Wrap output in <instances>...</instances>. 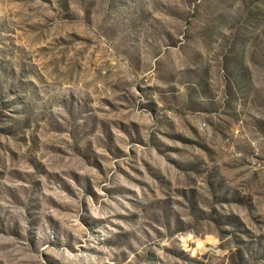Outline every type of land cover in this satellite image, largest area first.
Segmentation results:
<instances>
[{"label":"rangeland","instance_id":"374dc122","mask_svg":"<svg viewBox=\"0 0 264 264\" xmlns=\"http://www.w3.org/2000/svg\"><path fill=\"white\" fill-rule=\"evenodd\" d=\"M0 264H264V0H0Z\"/></svg>","mask_w":264,"mask_h":264}]
</instances>
